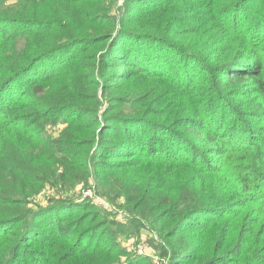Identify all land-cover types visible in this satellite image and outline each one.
Instances as JSON below:
<instances>
[{"label": "trees", "instance_id": "16d2710c", "mask_svg": "<svg viewBox=\"0 0 264 264\" xmlns=\"http://www.w3.org/2000/svg\"><path fill=\"white\" fill-rule=\"evenodd\" d=\"M117 1L0 0V264H120L90 178L168 264H264V0Z\"/></svg>", "mask_w": 264, "mask_h": 264}, {"label": "rangeland", "instance_id": "374dc122", "mask_svg": "<svg viewBox=\"0 0 264 264\" xmlns=\"http://www.w3.org/2000/svg\"><path fill=\"white\" fill-rule=\"evenodd\" d=\"M119 1L120 0L117 1L116 7L114 9L115 15H119L126 6L127 0H124V3L121 6L119 5ZM255 119L257 118H254L253 121H256ZM65 129L66 124L61 123L56 128H48V134L52 137H58L60 135L59 133ZM52 191L53 190L51 187L47 186V188L42 193L43 199L40 200L39 205L44 206L48 203V199L51 198V195H53ZM72 191L73 189L70 190L69 196H72L73 198L77 197L80 202H89V206H86V208L87 211H92L90 212L92 215L91 217H93L92 221L100 218L97 222H94L95 227L98 228L91 232L86 240L82 243L84 247L94 243V247L99 246L101 250H106L107 248H104L102 240L107 241L105 239H110L109 231L112 230L117 234V241L123 249V254L120 256V264H127L128 257H132L134 255L140 257L141 259H149L150 262L153 263L168 264V259L162 257L161 250L158 249V243H161L158 239V236H154L152 233H150V231L147 230H142L140 235H135V233H132L131 236L120 234L124 228L131 226L130 221L133 219L132 213L130 214L125 210V197H121L116 203H113L108 197L105 196L107 194L104 195L102 193L103 191H101L98 183L92 178H90L87 183L77 186L75 188V193ZM112 222L119 223V227L113 226ZM118 233L120 234L119 236ZM41 247H43V245ZM41 247L36 246L35 249L40 251L43 249ZM45 261L46 260H40L36 258L34 255H29L27 257H22L20 264H43Z\"/></svg>", "mask_w": 264, "mask_h": 264}, {"label": "built area", "instance_id": "2783aa9c", "mask_svg": "<svg viewBox=\"0 0 264 264\" xmlns=\"http://www.w3.org/2000/svg\"><path fill=\"white\" fill-rule=\"evenodd\" d=\"M124 3V0L119 1V5L121 6Z\"/></svg>", "mask_w": 264, "mask_h": 264}]
</instances>
